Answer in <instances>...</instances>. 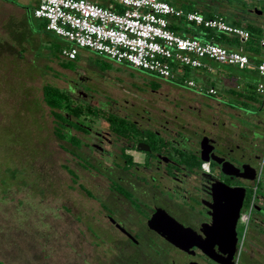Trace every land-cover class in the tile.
Segmentation results:
<instances>
[{"label":"flooded vegetation","instance_id":"af4514ba","mask_svg":"<svg viewBox=\"0 0 264 264\" xmlns=\"http://www.w3.org/2000/svg\"><path fill=\"white\" fill-rule=\"evenodd\" d=\"M79 81L83 83L87 78L68 82L71 108L97 111V128L67 116L70 123L64 124L66 138L59 147L76 158H68L66 172L69 169L78 179L97 178V196L84 188L97 197L100 241L127 260L140 259L146 253L144 249H149L153 258L166 255V264H249L251 244L256 245L254 242L264 235V134L254 133L253 138H246L239 133L240 143L229 146L221 131L226 103L213 107L202 96L178 90L163 79L146 89L142 103L125 100V106H120L117 100L97 95V107L93 108L91 99L76 84ZM77 97L86 98L80 102ZM215 128L220 131L211 132ZM73 132L82 134L83 139ZM204 137L215 142L216 154L230 162L239 174L242 166L248 165L245 175L253 174L254 180L248 181L239 174L225 175L212 161L208 162L209 172L201 171L197 152ZM72 138L81 145L71 143ZM139 144L147 150L138 149ZM71 162L79 172L70 167ZM82 162L95 171L86 170ZM250 187L253 204L246 232L242 228L240 235V215ZM242 188L245 192L233 246L229 245L233 238L226 228L234 218L238 189ZM157 211L156 226L164 227L169 224L168 217L173 219L180 241H185V245L203 244L215 259L196 246L187 250L175 247L151 230L149 221Z\"/></svg>","mask_w":264,"mask_h":264},{"label":"rangeland","instance_id":"374dc122","mask_svg":"<svg viewBox=\"0 0 264 264\" xmlns=\"http://www.w3.org/2000/svg\"><path fill=\"white\" fill-rule=\"evenodd\" d=\"M0 1L31 10L35 0ZM175 1L169 0L170 3ZM213 1V5L223 8L225 15L231 16L236 12L240 16H250V11L259 10L262 12L259 17L264 18V0ZM179 8L192 11L195 4L182 3ZM226 22L231 24V21ZM33 24L35 28L31 26L32 33H44L39 21H33ZM175 24L195 35L201 34L198 28L184 20H176ZM4 30L7 33L5 39L0 36V46L4 47L6 42L5 51L0 48V261L5 264H136L135 261L140 260L139 264H163L161 261L166 264V255L153 258L149 249H144L146 253L140 259H122L109 249L108 243L100 241L96 220L97 197L94 198L84 188L97 196V178L78 179L69 169L66 172L68 158L73 161L76 158L69 157L59 147L61 142L53 134L56 122L42 97L44 85L71 93L68 82L87 78V81L76 84L91 99L92 108L97 107V95L112 98L119 101L120 106H125V100L142 103L146 98V89L160 78L117 65L86 49L81 50L79 60L65 62L68 64L64 67L74 71H63L58 56L63 47L57 45L58 37L46 34L55 37V44L48 46L41 41L36 47L32 46L34 49L31 53L36 51L34 55L27 52L19 55L13 48L14 44H11L13 37ZM26 32L23 31L22 35ZM15 40H18V36H15ZM46 50L48 56L43 53ZM49 58L53 60L49 62ZM77 62L85 66L80 68ZM180 73L185 79L195 81L197 88H188L182 80L165 82L178 90L200 95L207 101L220 102L222 92L211 96L206 95L203 89L201 92L200 88L213 86L222 90L223 78H228L224 86L235 90L237 85L244 83L251 93H256V85L260 81L254 75L243 80L241 77L245 71L240 70L230 71V76H227L213 65H210V69L185 68ZM84 98L77 97V100L82 102ZM82 104L81 107L85 109L87 103ZM84 119L83 125L91 124L97 128V114ZM72 134L83 139L82 134ZM70 142L81 145L79 140ZM261 150L262 163L264 147ZM84 165L89 172L95 171L92 166ZM70 167L79 172L73 162ZM79 174L81 176V171ZM251 198L250 187L247 189L244 211L248 210ZM248 229L253 232L250 227ZM239 234H242V227ZM254 243L256 245L251 244L249 264H264V235Z\"/></svg>","mask_w":264,"mask_h":264},{"label":"built area","instance_id":"2783aa9c","mask_svg":"<svg viewBox=\"0 0 264 264\" xmlns=\"http://www.w3.org/2000/svg\"><path fill=\"white\" fill-rule=\"evenodd\" d=\"M35 19L45 22L48 32L67 42L60 55L74 61L80 50L86 49L117 65L153 74L164 80H182L190 89L197 84L185 79V68L207 69L206 60L245 70L251 61L245 53L228 49L213 41H200L177 34L171 29L176 20L235 36L250 38L245 28L228 24L224 18H206L196 11H184L163 0H38L32 11ZM264 49V38L258 42ZM262 82L257 92L264 95V61L255 65ZM214 96L213 86L200 91ZM200 170L209 172V164L201 162ZM253 200L240 215L245 233Z\"/></svg>","mask_w":264,"mask_h":264},{"label":"crops","instance_id":"0c3cea01","mask_svg":"<svg viewBox=\"0 0 264 264\" xmlns=\"http://www.w3.org/2000/svg\"><path fill=\"white\" fill-rule=\"evenodd\" d=\"M163 1L170 3L169 0H163ZM256 1L259 2L261 0H256ZM37 2L38 0L34 1L33 8H35V6L37 5ZM175 2L177 4L176 3H170V4L178 8L182 3L193 2L195 4V8L193 9L194 11L206 17L220 16L224 18L225 21L226 20L231 21L230 25H233V26H239V27L244 28L246 25H254L261 31L259 38L260 39L264 38V18L259 17L262 15V12L260 15H258L255 13L256 10H254V12L250 11V14H251L250 16L244 15V14L243 16H240L239 14L237 15V13L235 12L231 14V16H229L227 14L226 15L224 14L225 12L222 10L223 9L222 7L218 8L217 5H213V3H215V1L213 0H193V1L192 0H177ZM32 9L26 10L22 7L20 8L16 7L15 5L10 4L9 2L0 1V17H1L0 36H3L4 37L3 39H5V36L7 35V33L4 29H6L8 31V36L10 35L11 37H13L11 44L12 45L14 44L13 48L15 49V52H18L19 55H21L22 53H26V52L30 53L31 55H34L36 51L32 53L31 51H33L32 49H34V47L39 45L41 41L46 43V45L51 46V44L54 43L53 40H56L54 39L55 37L53 38L49 35H46V34H52V33L46 30L44 21L35 19L33 17ZM33 21L40 22V25L42 26L44 33H40V32L32 33L31 32V26L35 28ZM7 24H8V27H7ZM172 26L178 27V26H175L174 24ZM25 30H27L26 34L22 35V32ZM183 33H186L184 36H191L200 41H206V38L203 36V34L195 35L193 33H190L188 29L179 28V32L177 34L182 35ZM15 36H18V40H15ZM258 40L259 39L257 38L254 41V46L247 45L245 42H242L238 47L231 49V50H236V51L245 53L246 55H248L251 61V64H252L251 67L245 70H240V72L245 71V73H243L241 77L243 80L248 79L252 75L258 77L255 71V65L261 61H264V49L259 47ZM56 43H58L57 45L59 47L62 46L64 48L67 46V42H65L63 39L59 37L57 38ZM1 47L4 49L3 51H5L6 42H4V47L0 46V48ZM81 52L82 51L80 50L74 61H77L79 60V58H81ZM43 53H45L46 56L49 55L48 50L44 51ZM58 56L61 59L60 61L62 64L66 62V60L63 59L60 54ZM52 60L53 58L48 59L49 62H51ZM67 62H72V61H67ZM205 63L208 66L207 69H210V65H213L219 71L224 72L227 76L228 75L230 76V71L239 72L237 68L232 67V66L220 65L212 61H208V60H206ZM62 64L60 67L62 68L63 71L70 72V71L75 70V69L73 70V69L63 67ZM77 65L80 68H83L85 66V64L83 65L81 62H79V64L77 62ZM226 68H228L227 69L228 71L226 70ZM75 73L80 74L78 71L77 72L75 71ZM227 79H228L227 77L222 79V83L224 87L222 88V90H218L216 87L215 88L218 91L216 95L222 92L221 95L223 98H221L222 100L220 102H225L227 105L225 111H223L221 114L222 119L224 121L223 122L224 127L222 128L221 131L224 133L225 138L228 140V145L235 146L240 143L239 138H238L239 133H242L244 137L246 138H253L254 133L264 134V95L258 94L256 89L255 90L257 94L251 93L249 90H247V87H248L247 84H244V83L241 85H237L235 90L228 88L227 85L224 86L226 84ZM258 79L260 80L259 82H262V79H260L259 77ZM259 82H257V84ZM256 88H257V85H256ZM252 97H255L256 100H253ZM207 102L213 107L220 103L218 101H207ZM211 112L213 115L215 116L217 115L216 111H211ZM210 130L211 132L220 131V130H217L216 128L210 129ZM263 147H264V137L262 138L261 149Z\"/></svg>","mask_w":264,"mask_h":264},{"label":"trees","instance_id":"16d2710c","mask_svg":"<svg viewBox=\"0 0 264 264\" xmlns=\"http://www.w3.org/2000/svg\"><path fill=\"white\" fill-rule=\"evenodd\" d=\"M206 18H210V17H206ZM194 27L200 30L201 34H203V36L206 38V41H213L221 46L228 47L229 49L238 47L242 42H245L247 45L254 46V41L257 38L260 40L259 37L261 34V31L254 25H246L244 28L245 30L249 32L250 38L247 41H243L240 38L235 37V36L226 35L224 33H217L212 30L205 29V28L198 27V26H194ZM179 28L180 27H174V26L171 27V29L177 33L179 32ZM185 34L186 33H183L182 35L184 36ZM67 64L68 63L66 64L63 63L62 65L64 67V66H67ZM42 97H43L44 104L51 110L52 116L56 122V125L53 129V134L60 141L66 138V132L64 131V124L70 123L67 120V116L74 117L80 122H83L85 121L84 117L85 118L89 116L93 117L94 115L97 114V111H82L81 108L79 109L78 107L71 108L72 103L69 100L68 92H66L65 90L53 87L51 85H44L42 87ZM252 99L256 100L255 97H252ZM72 140L76 141L75 138H72ZM199 163H198V166L201 165L200 161ZM13 176L15 177L14 174H12V177Z\"/></svg>","mask_w":264,"mask_h":264},{"label":"water","instance_id":"95a60500","mask_svg":"<svg viewBox=\"0 0 264 264\" xmlns=\"http://www.w3.org/2000/svg\"><path fill=\"white\" fill-rule=\"evenodd\" d=\"M256 14L260 15L261 11L256 10L255 11ZM215 142L210 140L207 137L202 138V140L199 143V149H198V159L200 162H214L217 165V169L225 174V175H229V176H238L239 174V170L236 169L230 162H228L227 160H225V158L218 156V154H216V147H215ZM138 149L142 150V151H146L147 147L144 148L142 147V144H139L137 146ZM246 168H249L248 165H243L242 166V170L243 172L241 174H239L240 176H242L243 178L245 177L246 180L248 181H252L254 180V175L253 174H249L246 173ZM230 191H234L233 189H231ZM239 191V198L238 200V205L235 209L234 212V218L232 219L231 223L229 224V226H227L226 230L228 231L229 235L233 238V240L230 242L229 245H233L235 243V225H236V219L238 217V212H239V208L241 207V202L243 200L244 197V192L245 189H238ZM233 193V192H232ZM231 194V193H230ZM158 214L159 212L157 211L155 213V215L151 218V220L149 221V228L151 230H154L155 232H157L158 234H160L168 243H170L171 245L175 246V247H179V248H184L185 250H187L189 247L192 246H196L198 249H200L203 253H205L206 255L214 258L212 255H210L203 244H199V243H190L189 245H185V241H180L177 238V224L176 222L168 217V225L164 226V227H159L156 226V220H158ZM183 233V232H182ZM216 245L213 244V246ZM226 245H228L226 243ZM215 259V258H214ZM1 264V263H0Z\"/></svg>","mask_w":264,"mask_h":264}]
</instances>
